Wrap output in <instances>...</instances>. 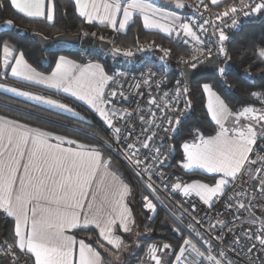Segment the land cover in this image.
Segmentation results:
<instances>
[{
    "label": "snow or ice",
    "instance_id": "1",
    "mask_svg": "<svg viewBox=\"0 0 264 264\" xmlns=\"http://www.w3.org/2000/svg\"><path fill=\"white\" fill-rule=\"evenodd\" d=\"M6 2L25 17L53 23L56 20L53 0ZM73 2L74 12L88 25L99 23L117 33L125 32L139 14L144 29H157L169 38L174 37L177 44L190 48L191 55L189 59L179 58L180 78L170 81L166 73L172 49L155 41L141 47L136 38L135 52L155 48L163 53L158 58V66L165 74L157 79V73L148 67L139 77H128L132 83L126 94L120 82L126 73L117 71L110 75L105 65L87 52L78 53L76 58L57 55L52 61L54 66L45 73L29 62L26 52L11 37L0 35L3 53L0 68L4 74L10 69L14 78L42 86L52 94H65L82 101L98 117L96 124H90L68 103L53 95L0 83V89L17 97L35 101L38 106L47 105L49 110H60L56 115L71 113L73 117H80L72 129V136L76 138H71L69 134H57L0 115V222L11 225L10 240L0 243V255L10 257L9 264H19L21 255L27 257L25 264H124L121 254L130 246L122 234L139 236L140 233H134L135 220L130 206V198L137 193L133 182L119 174L113 160L114 155H119L148 192L141 196L143 209L153 214L148 220L157 214L154 201L163 203L157 195L154 176L160 180L169 199L180 193L185 200L196 198L205 206L200 219L183 205L178 206L180 215L170 212L180 225L172 227L177 239L173 243H148L146 252L152 264H202V261L264 264V154L250 158L258 139L264 140V106L257 108L248 103L234 110L235 106L230 107L216 90V84L202 82L205 117L214 123L211 129L214 134H206L200 127H188V138L181 137L175 144L168 142L183 130L193 109L187 86L191 74L206 63L214 64L223 89L231 87L223 79L231 66L229 50L233 38L230 33L243 28L244 18H264V0H232L216 13L211 12L209 2L220 7L226 0H198L196 4L166 0L164 5L155 0ZM4 3L5 0H0V9ZM178 10H186V14ZM0 27L15 28V23L7 19ZM80 35L95 37L96 33L82 31ZM66 39L58 37V42ZM99 39L103 41L104 37ZM249 48L251 55L264 64V33L251 39ZM108 54L115 58L133 57L135 53L131 47L113 46ZM244 75L251 78L257 74L245 68ZM258 75L264 76V68ZM153 89L163 92L159 102L152 94ZM145 94L142 106L138 98ZM244 95L264 104V84L259 91L245 89ZM124 102L128 107L121 106ZM81 138L95 143H83ZM260 152L264 153V148ZM173 160L179 168L187 170L186 175H195V170L214 174L212 183L169 177L163 168ZM257 164L261 166L256 167ZM249 179L255 182L251 193L243 187ZM257 206L261 210L259 217L251 211ZM189 208L196 212V203ZM242 210L250 212L251 218L247 221L242 219ZM186 219L191 222L186 223ZM245 224L256 227L245 228ZM197 225L203 231H198ZM73 229L98 230L96 247L85 239H77L76 234H69ZM145 231L151 233L153 229L149 226ZM192 233L199 238V244ZM133 243L140 247L138 240ZM229 252L235 255V260L228 258ZM192 255L194 259L190 261L188 257ZM137 259L138 264H144L141 258Z\"/></svg>",
    "mask_w": 264,
    "mask_h": 264
},
{
    "label": "trees",
    "instance_id": "2",
    "mask_svg": "<svg viewBox=\"0 0 264 264\" xmlns=\"http://www.w3.org/2000/svg\"><path fill=\"white\" fill-rule=\"evenodd\" d=\"M53 2L55 4L56 14V20L54 23L45 22L41 19L27 18L11 8L6 0L4 7L0 9V22L6 19H12L15 25L26 27L29 30L42 32L47 36H53L62 32L81 33L82 31H86L89 33H96L95 37L91 35L87 37L82 36L81 44L78 47L64 46L47 49H42L36 41L30 38H22L16 35L13 31H5L0 33V35H4L5 37H11L12 42L17 44L22 50L26 52V58L29 60V62L32 63L34 67L45 73L49 71L50 67L54 66L52 61L57 55L64 54L76 58L77 54L80 52L96 54L92 52L90 48L94 40L99 39L100 36H103L104 39H112L115 41V43L123 47L135 45L136 38H138V42L155 41L157 43H162L172 49L173 58H177L181 55L187 56L190 54L188 48L174 43L171 38L164 36L159 32L144 29L139 17H135V22L129 26L126 32L117 33L105 26H98L94 24L88 25L82 18L78 17L77 13L74 12V2L72 0H53ZM231 2L232 0H227L225 3L221 4L220 7ZM261 33H264V18L260 17L244 18L243 28L234 34L230 33L233 38V43L229 50V55L232 57L230 61L231 66L227 69L223 78L227 81V84L231 86L230 88L223 89L222 85L219 83L220 78L216 73L202 74L194 78L192 85L189 86L191 99L193 100V109L186 118L183 130L176 135L175 139H173L174 144L176 143V140L180 139L181 137L188 138L186 135L188 127H200L201 130L205 131L206 134H214L211 131V129L214 127V123L210 122V120L205 117L203 107L205 97L200 87L202 82H211L216 84V90L223 98H226V101L229 102L230 107L235 106L234 110L240 108L241 106H246L248 103H253V106L258 105V102H254V98L245 96L244 91L245 89L249 88L253 91H259L260 85L264 84V76L258 75L261 68H264V64H260V62L251 55L249 48V41L254 37L259 36ZM2 54V51H0V61H2ZM101 61L104 63L108 72H111V70L117 65L111 64L109 59H102ZM257 65H259V67H257ZM245 68H248L251 72L257 75L249 78L248 76L244 75ZM176 77L178 76L175 74L173 79ZM77 105L87 114V120L90 122V124H96L98 122V118L96 116L91 114L81 105ZM57 113L59 112L55 110H49L47 107L38 106L37 104L0 91L1 115H7L23 122H28L31 125L43 127L48 131H55L57 134H69L71 138H76L75 136H72V129L80 121V118H75L66 114L56 115ZM90 117L93 120H90ZM97 130H99V128H97ZM81 142L95 143V141L86 138H81ZM179 151L180 150H178L176 153L177 160L179 159ZM113 159L125 171L128 179H130L135 186V192L137 194L134 195L133 206L135 209L136 226L138 227L140 225L142 227L143 225L148 224V227L150 226L153 229L151 232L152 236L147 239V243L154 241L173 243L177 239V236L172 232L169 226L164 224L166 219L169 217L167 210L160 204H157V214H155V218L153 220H148L147 217L149 215L143 209L141 201V196L147 193V190L135 180L134 174L121 162L118 157L114 155ZM170 170L180 173L183 179L186 180L201 179L202 181L212 182V175H207L203 172L196 171L195 175H186L185 172L177 166L175 160L172 161ZM10 226V222H0V242H3L6 239L10 240V236L8 235ZM74 234H76L78 238L85 239L96 245L95 241L98 239L96 231L76 230L74 231ZM122 235L125 238V241L128 242L131 234ZM143 253L144 252H142L140 255L141 259L143 257ZM122 255L124 264H128L130 251ZM26 260L27 257L21 255L19 264H25Z\"/></svg>",
    "mask_w": 264,
    "mask_h": 264
},
{
    "label": "built area",
    "instance_id": "3",
    "mask_svg": "<svg viewBox=\"0 0 264 264\" xmlns=\"http://www.w3.org/2000/svg\"><path fill=\"white\" fill-rule=\"evenodd\" d=\"M206 2H207V0H206ZM196 3H198V0H191L189 4H196ZM209 8H210L212 13L218 12V11H216L215 9H213L210 6H209ZM184 14H186V10H185ZM171 39H172V41L174 43L177 44L176 39L174 37H172ZM150 43L151 42H139V46L147 47V45L150 44ZM157 44H160L163 47H167V46H165L162 43H157ZM180 45L184 46L183 44H180ZM129 47L133 48V51L135 53L134 56L133 57H124V56L121 55L120 58H122L124 60V67H123V65L120 66V67L117 65L111 70V72H109L110 75L115 74V72H117V71H122V72L126 73V77H121L120 78V82L122 84H124V89L123 90L125 91L126 94L129 91L128 85L130 83H132V81L130 79H127L128 77H132V76L139 77L140 74L142 72H144L146 70V68H148V67L152 68V70L157 73V77H156L157 79L160 78L163 74H165V73L162 72L161 67L158 66L159 65V59L158 58L161 55H163V53H161L158 49L154 48L151 51L135 52L136 44L133 45V46H129ZM184 47L188 48V50L190 51V48L188 46H184ZM121 48H128V47H121ZM167 48H169V47H167ZM89 54L92 56L93 59H95V60L99 59V54H92V53H89ZM190 55H191V51H190L189 55H187V56L181 55V56H183L185 59H189ZM181 56H179L177 58H173L172 54H171L168 57V59H167L168 71H167L166 75L168 77V80H170V81H174V79H179L180 78L179 75H178V69H179V67H181V65L178 63V61H179V58ZM221 66H223V65H221ZM175 74L178 77L173 79V76ZM164 90H167V89L165 88ZM152 94L157 96L158 102H159V98L163 95V92L153 89ZM146 95L147 94H145V97L138 98V99H140V102H141L142 106H143V104H144V102L146 100ZM190 98H191V95H190ZM114 103H115V101H114ZM258 105H260L261 107L264 106V104H262L260 102H258ZM121 106L128 107V104L126 102H124V103H122ZM157 115H159V113H157ZM90 120H93V119L90 117ZM168 142L169 143H173V140L168 141ZM257 145L258 146H254V152L252 154H250V158H252V159H255L256 156L259 155V154H264V153L260 152V149L264 148V140H259L258 139ZM115 156H117L126 165V161L123 160L122 156H119V155H115ZM171 165H172V161H170L169 164H166L164 166L163 170L168 174L169 177L179 176L183 180V177H182V175L180 173L170 170ZM260 166L261 165H259V164L256 165V167H260ZM127 167L132 172L130 166H127ZM153 180L155 181V186H157V188H158L157 195H159L160 199L166 203V206H168L170 212H174L177 215H180V208L178 206L179 205H183V208L187 209L189 212H191V215L195 216L196 219H200V217H202L204 215V211H202V209H204L205 206L198 199H196V198H188L187 200H185V198L180 193L173 194L171 199H169L167 193L163 189V185H161V183H160V180L157 179L155 176L153 177ZM254 185H255V182L249 179L243 184V187L245 189H247L249 191V193H251L253 191V186ZM192 203H196V205H197V211L196 212H192L191 209L189 208V205L192 204ZM251 211H254L257 217H259L260 214H261V210H260V208L258 206L255 207L254 209H252ZM197 213H199V215H197ZM250 218H251L250 212L243 211L242 219L247 221ZM185 222L189 223V222H191V220L190 219H186ZM230 226H232V225H230ZM196 227H197L198 231H203L199 225H197ZM205 227H206V225H205ZM248 227L255 228L256 226L255 225H247V224H245V228H248ZM182 230H184V229L182 228ZM217 234H219V233H217ZM185 235L186 236L188 235V233L186 231H185ZM192 238L194 239L195 242H197L199 244V238L195 237L194 233H192ZM226 239H227V237H226ZM202 250H204L203 246H202ZM188 258L191 261V260L194 259V255L189 256ZM228 258L229 259H233V260L236 259L235 255L232 254L231 252L228 253ZM201 260H202V258H201ZM202 264H207V262L206 261H202ZM241 264H243V262H241Z\"/></svg>",
    "mask_w": 264,
    "mask_h": 264
},
{
    "label": "crops",
    "instance_id": "4",
    "mask_svg": "<svg viewBox=\"0 0 264 264\" xmlns=\"http://www.w3.org/2000/svg\"><path fill=\"white\" fill-rule=\"evenodd\" d=\"M73 1V0H72ZM189 1L190 0H187V2L189 3ZM227 1V0H226ZM155 2L156 3H158V4H161V5H164V4H166V0H155ZM207 2H209V0H207ZM223 4V3H222ZM209 6L210 7H212L213 9H215L216 11H222L223 10V7H225V6H227V5H225V6H222V7H220V8H217L216 6H212L211 4H210V2H209ZM16 11V10H15ZM178 11H180V14H184V12H185V10H178ZM21 15H23V14H21ZM24 16V15H23ZM135 17H139V14H136V16H134V19H135ZM28 18V17H27ZM140 19H141V22H142V17H139ZM31 19H39V18H31ZM94 25H98V26H105V25H100L99 23H95ZM105 27H107V26H105ZM107 28H110V27H107ZM111 29V28H110ZM146 30H151V31H156V32H159V33H161L162 35H164V36H167V34H165V33H162V32H160L159 30H157V29H146ZM127 31V30H126ZM125 31V32H126ZM121 33H124V32H121ZM168 37V36H167ZM2 57H3V54H2ZM71 58H73V57H71ZM97 61H99L100 63H103L102 61H100V60H97ZM104 64V63H103ZM38 71H41V70H39V69H37ZM107 70V69H106ZM0 83H6L9 87H21L22 89H24V90H31V91H33L34 93H37V94H50V95H53V98H56V99H59V100H61V102H65V103H68L69 104V106L70 107H73L74 108V110L75 111H78L81 115H84V114H86L77 104H79V105H81L82 107H84L85 109H87L91 114H93L94 116H95V113H94V111L93 110H91L87 105H85L82 101H75L73 98H71V97H67L65 94H52V93H50V92H48V90H46V89H44L42 86H34V85H31V84H28V83H26V82H24V81H22V80H20V79H18V78H14V77H12L11 75H10V69L8 70V73L7 74H4L3 73V69L1 68V70H0ZM0 91H2V92H5V93H7V94H9V95H12V96H14V97H17V96H15V94L14 93H11V92H7L5 89H0ZM17 98H20V99H23V100H26L25 98H23V97H17ZM27 101V100H26ZM28 102H31V103H34V104H36V102L35 101H28ZM43 107H47V108H49V106H47V105H42ZM255 107H257V108H259V107H261L260 105H256ZM55 111H60V110H58V109H54ZM1 115V114H0ZM66 115H69V116H72V114L71 113H66ZM87 115V114H86ZM73 117V116H72ZM9 118H12V117H9ZM75 118H79V117H75ZM98 118V117H97ZM15 119V118H14ZM23 122V121H22ZM244 121H242V123H243ZM228 124H229V126H231V120H229L228 121ZM32 126H34V125H32ZM44 130H46V129H44ZM114 160V159H113ZM114 162H115V165H116V167L120 170V175L122 176V177H124L126 180H129L128 179V177H127V175H126V173H125V171L120 167V165L114 160ZM184 172L185 171H187V170H183ZM195 171H199V172H203V173H205V174H207V175H214V174H211V173H207V172H205L204 170H195ZM183 181H185V182H190V180H186V179H183ZM203 182H205V183H212V182H207V181H203ZM133 198L131 197L130 198V206H131V208H132V212H133V217H134V220H135V226H136V219H135V209H134V206H133V200H132ZM135 226H134V230H135ZM90 227H92V226H90ZM74 231H76L75 229H73V230H70V232H69V234H74ZM96 231V233L98 232V230H95ZM124 234H127V233H124ZM77 239H82V238H78L77 237ZM123 239H124V241H125V238L123 237ZM86 242L87 243H91V242H89V241H87L86 240ZM102 242V241H101ZM125 243L127 244V241H125ZM93 246L94 247H96V245H94L93 244ZM105 246L106 247H108L106 244H105ZM122 255V254H121Z\"/></svg>",
    "mask_w": 264,
    "mask_h": 264
},
{
    "label": "rangeland",
    "instance_id": "5",
    "mask_svg": "<svg viewBox=\"0 0 264 264\" xmlns=\"http://www.w3.org/2000/svg\"><path fill=\"white\" fill-rule=\"evenodd\" d=\"M191 1V0H190ZM189 1V3H190ZM99 40V39H98ZM100 42H106V43H109V47L107 49H104V48H101V47H94L93 44L90 48V50L96 54H99V59L98 60H102V59H109L111 64H117L119 67L123 65L124 67V60L122 58H120V56H117L115 58H113L111 55L108 54V50L113 47V46H117V47H123L117 43H115L114 40L112 39H104L103 41L99 40ZM55 47H64L63 45H57ZM116 65V66H117ZM260 108V107H259ZM81 117H85L87 118V115L84 114V115H81ZM80 118V117H79ZM117 157V156H116ZM122 162V161H121ZM123 163V162H122ZM124 164V163H123ZM125 165V164H124ZM126 166V165H125ZM127 167V166H126ZM147 193L143 194V195H147ZM134 198V196L132 197ZM133 200V199H132ZM156 202L157 204H160L162 207H164L167 212H168V218L166 219V221L164 222L165 225L169 226L172 230V227L173 226H177L179 227V225L176 223V221L173 219V217L170 215V211H169V208L168 206H166V203L163 201V203H160L159 201H154ZM145 210V209H144ZM145 212L148 214V215H153L151 213H149L147 210H145ZM148 228V224L147 225H143L142 227L139 225L138 227L136 226L135 230H134V233H140L139 236H136L135 234H131L130 236V239L128 240L127 244L130 246L129 247V250L130 251V255H129V259H128V264H138V257L140 258V255L142 252H144L142 254V259L144 261V264H152V262L150 261V258L147 256V252H146V245L148 244L147 243V239L150 238L152 236L151 233H147L145 230ZM137 229V230H136ZM184 231V230H182ZM173 232V231H172ZM174 233V232H173ZM175 234V233H174ZM134 240H138L139 243H140V247L137 248L136 245L133 243ZM156 243H162V242H159V241H154ZM2 243V242H0ZM149 243H153V242H149ZM127 251V252H128ZM126 252H122V254H125ZM123 257V255H121V258ZM164 259H168V257H164Z\"/></svg>",
    "mask_w": 264,
    "mask_h": 264
},
{
    "label": "water",
    "instance_id": "6",
    "mask_svg": "<svg viewBox=\"0 0 264 264\" xmlns=\"http://www.w3.org/2000/svg\"><path fill=\"white\" fill-rule=\"evenodd\" d=\"M7 20V19H6ZM5 21V20H4ZM4 21L0 22V25H3ZM5 31H13L16 35L25 38V39H32L37 42V44L42 49L52 48L57 45H63L66 47H78L81 44L82 35H80L79 32L72 33V32H62L57 33L53 36H47L43 34L42 32L36 31V30H29L26 27H22L19 25H15V28H6V27H0V33ZM37 33L42 34L44 37H47L46 40L41 39L40 35H37ZM58 37H66L67 39L65 42L61 43L58 42ZM94 47H101L104 49H107L109 47V43L106 42H100L98 39L94 40L93 42ZM215 65L214 64H208L202 66L201 70L196 71L194 74H191L189 76L188 86L192 85V81L195 77L202 74H215L214 71ZM10 257L0 255V264H9Z\"/></svg>",
    "mask_w": 264,
    "mask_h": 264
}]
</instances>
